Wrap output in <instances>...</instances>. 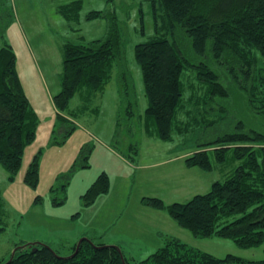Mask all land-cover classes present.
Returning a JSON list of instances; mask_svg holds the SVG:
<instances>
[{
	"label": "rangeland",
	"instance_id": "1",
	"mask_svg": "<svg viewBox=\"0 0 264 264\" xmlns=\"http://www.w3.org/2000/svg\"><path fill=\"white\" fill-rule=\"evenodd\" d=\"M92 10L117 17L122 64L130 75L128 92L115 66L102 90L91 96L77 92L70 99L64 115H72L63 120L53 103L60 90L62 46L102 38L108 28L105 17L88 18ZM154 18L149 0H0V47H12L21 87L37 117L34 137L24 145L13 179L0 162V216L5 226L0 261L8 259L15 246L29 242L69 253L83 236L122 248L132 261L162 247L166 237L218 257L264 256V242L241 247L231 239L194 236L165 207L207 192L239 164L231 159L217 163L212 155L211 170L189 166L185 158L200 142L234 130L238 121L244 130L264 132V127L247 94L236 87L225 97L209 99L213 110L205 117L206 86L186 68L184 96L193 95L196 102L181 110L170 139H160L154 130L146 133L143 112L148 102L134 45L156 34ZM120 85L127 94L123 101ZM202 116L213 124L207 126ZM35 160L38 181L31 186L25 175ZM103 174L107 191L86 202L85 193ZM150 197L161 199L164 206L146 203Z\"/></svg>",
	"mask_w": 264,
	"mask_h": 264
},
{
	"label": "trees",
	"instance_id": "2",
	"mask_svg": "<svg viewBox=\"0 0 264 264\" xmlns=\"http://www.w3.org/2000/svg\"><path fill=\"white\" fill-rule=\"evenodd\" d=\"M149 1L154 10L156 34L134 45L148 102L143 112L146 133L154 130L160 139H170L181 110L196 102L193 95L184 96L186 68L196 73L206 86L207 99L202 110L205 117L213 110L209 99L225 97L236 87L247 94L257 121L264 127V0ZM97 16L108 22L102 38L67 41L62 46L60 90L53 96V103L57 117L63 120L72 115H64L70 99L77 92L91 96L102 90L115 66L124 92H128L130 75L122 64L124 47L117 17L114 12L92 10L88 18ZM122 87L118 91L123 96ZM207 121V126L214 122ZM36 124L37 117L20 84L15 53L4 44L0 47V162L9 171L10 179L20 165L24 145L34 137ZM191 153L185 162L205 170L212 169L213 160L225 163L231 159L239 164L225 179L214 181L207 192L165 206L171 217L197 237L231 239L241 247L263 243L264 132L244 130L243 123L238 121L234 130L200 142ZM25 181L31 186L37 184L36 160L26 172ZM107 187L106 175H100L85 193V201L106 192ZM145 202L164 206L155 197ZM4 229L0 216V233ZM89 239L80 243L76 253L77 242L65 254L39 242L15 246L16 251L6 264H264V256L218 257L175 237H166L162 247L132 261L122 248L119 251L118 246ZM9 259L1 260L0 264Z\"/></svg>",
	"mask_w": 264,
	"mask_h": 264
},
{
	"label": "water",
	"instance_id": "3",
	"mask_svg": "<svg viewBox=\"0 0 264 264\" xmlns=\"http://www.w3.org/2000/svg\"><path fill=\"white\" fill-rule=\"evenodd\" d=\"M83 240H89V241H90V239H89L87 236H83V237H81V238L77 241L76 249H75L74 253H76V252L78 251V249H79V245H80V243H81ZM116 247H117V246H116ZM117 248H118L119 251H121V249H120L119 247H117ZM15 251H16V248L13 249V251H12V253H11V256H10V259H9L7 262L3 263V264L9 263V262L11 261V259H12L13 255H14ZM72 255H73V254H72ZM121 256H122V255H121Z\"/></svg>",
	"mask_w": 264,
	"mask_h": 264
},
{
	"label": "crops",
	"instance_id": "4",
	"mask_svg": "<svg viewBox=\"0 0 264 264\" xmlns=\"http://www.w3.org/2000/svg\"><path fill=\"white\" fill-rule=\"evenodd\" d=\"M160 234H162V233H160Z\"/></svg>",
	"mask_w": 264,
	"mask_h": 264
}]
</instances>
